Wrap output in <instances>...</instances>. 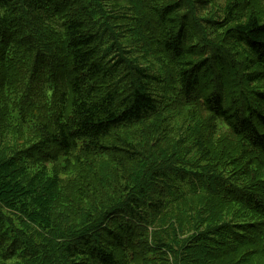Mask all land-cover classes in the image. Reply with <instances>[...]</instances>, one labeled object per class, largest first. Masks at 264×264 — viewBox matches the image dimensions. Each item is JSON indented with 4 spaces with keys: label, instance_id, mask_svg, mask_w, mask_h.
I'll list each match as a JSON object with an SVG mask.
<instances>
[{
    "label": "trees",
    "instance_id": "obj_1",
    "mask_svg": "<svg viewBox=\"0 0 264 264\" xmlns=\"http://www.w3.org/2000/svg\"><path fill=\"white\" fill-rule=\"evenodd\" d=\"M260 154L264 0H0V264H264Z\"/></svg>",
    "mask_w": 264,
    "mask_h": 264
},
{
    "label": "rangeland",
    "instance_id": "obj_2",
    "mask_svg": "<svg viewBox=\"0 0 264 264\" xmlns=\"http://www.w3.org/2000/svg\"><path fill=\"white\" fill-rule=\"evenodd\" d=\"M259 156H261V160L259 159V162H258L257 176H259L260 178H262V180H264V163L262 162L264 156L261 154ZM240 220H245L246 222H252V221H257L258 218L252 212H250L246 209H243L242 210V219H240Z\"/></svg>",
    "mask_w": 264,
    "mask_h": 264
}]
</instances>
